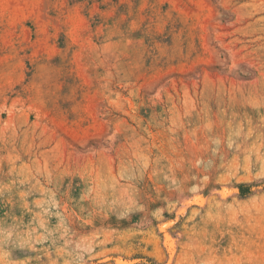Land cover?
Returning <instances> with one entry per match:
<instances>
[{"label": "rangeland", "instance_id": "obj_1", "mask_svg": "<svg viewBox=\"0 0 264 264\" xmlns=\"http://www.w3.org/2000/svg\"><path fill=\"white\" fill-rule=\"evenodd\" d=\"M0 264H264V0H0Z\"/></svg>", "mask_w": 264, "mask_h": 264}]
</instances>
